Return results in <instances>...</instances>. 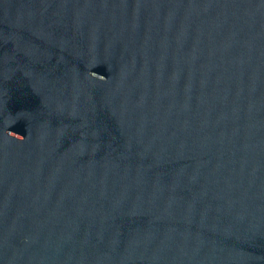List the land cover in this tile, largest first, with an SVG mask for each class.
I'll list each match as a JSON object with an SVG mask.
<instances>
[{"label":"water","instance_id":"95a60500","mask_svg":"<svg viewBox=\"0 0 264 264\" xmlns=\"http://www.w3.org/2000/svg\"><path fill=\"white\" fill-rule=\"evenodd\" d=\"M0 264H264V0H0Z\"/></svg>","mask_w":264,"mask_h":264}]
</instances>
